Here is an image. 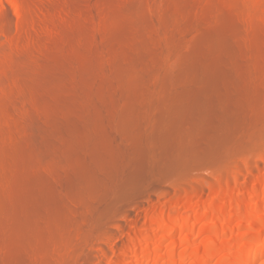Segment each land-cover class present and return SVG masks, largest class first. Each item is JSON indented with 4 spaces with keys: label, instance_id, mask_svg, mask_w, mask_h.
Instances as JSON below:
<instances>
[{
    "label": "bare ground",
    "instance_id": "6f19581e",
    "mask_svg": "<svg viewBox=\"0 0 264 264\" xmlns=\"http://www.w3.org/2000/svg\"><path fill=\"white\" fill-rule=\"evenodd\" d=\"M202 1L164 0L152 6L161 16L147 19L139 9L150 0L42 3L79 17L59 18L60 35L45 38H58L51 53L27 49V57H39L20 58V92L2 96L9 104L1 97L0 264H118L122 257L136 264L140 253L161 264V243L188 228L189 243L211 230L201 264L216 255L220 232L233 227L251 237L238 264L263 255L264 210L254 231L246 216L233 222L230 212L260 182L252 156L264 157V8L255 0ZM166 13L174 24L163 23ZM184 13L191 16L179 20ZM156 23L164 40L150 45L147 24ZM178 52L164 71L157 53ZM236 192L242 197L234 203ZM226 205L225 222L212 218L196 228ZM117 249L123 256L115 259Z\"/></svg>",
    "mask_w": 264,
    "mask_h": 264
},
{
    "label": "rangeland",
    "instance_id": "374dc122",
    "mask_svg": "<svg viewBox=\"0 0 264 264\" xmlns=\"http://www.w3.org/2000/svg\"><path fill=\"white\" fill-rule=\"evenodd\" d=\"M46 1H48V2H46ZM52 1H53V3L58 2V0H57V2L56 1L54 2V0H52ZM52 1L51 0L50 1L49 0H0V27H1V29H2V27H4L2 29L3 33L1 32V29H0V104H4L3 101H5V103H6L7 100H9L11 97H13L11 95H15L18 92H20V86H19V83H17L18 78L20 76L19 75V66H20L19 63L22 62V60H20V58L25 57L29 61L31 60V62H33L32 61L33 57H35V56L37 57V55L40 54V53L37 54V52L35 53L36 49H39L40 46H41L40 50L42 51V53H41L42 55H47L46 51H48L50 53L52 52L53 49L51 50V46L58 40V38H57V40H55L54 43L49 41L50 39L46 40L45 38L47 35L48 36L51 35L50 36L51 38H53V37L56 38V36H57L56 33L58 31H60V30H58V28L59 29L61 28V26H60L61 23H59V26H60L59 27L58 22L59 21L65 22L64 19L67 17V14H68V13L66 14L67 10L65 11V9H63L62 7L59 8L60 10H58V11H60V12H58L59 14L57 12H54L55 10H53V9H49V8L47 9L45 6H44L45 9L43 8L42 3L44 4L46 2L45 4L47 6ZM134 1L136 3L141 2V0H134ZM203 1L201 2V4L203 3ZM207 1H210V0H207ZM207 1H205L206 2L205 4L208 5L209 2H207ZM255 1L256 2L260 1L259 3L262 4V6L264 8V1L263 0H255ZM211 2H212V0L210 1L209 5L211 4ZM163 3H164V0H150V4H147V5L145 3H142L140 6V9H139V13L145 19L152 17L153 15H156V12H157V11L155 12V10L153 9L152 6L163 5ZM203 5H201V7ZM47 7H49V6H47ZM206 8H207V10L209 9V7L205 6V9ZM62 9H63V11H62ZM201 9L204 10L203 7ZM44 10H46V11L49 10V11L45 12ZM50 11H51V13H49ZM63 12L65 13L66 16L64 14H62ZM68 12L70 13L69 10H68ZM72 12H74V13H72ZM76 12H78V11H76ZM45 13H47L48 15H45ZM71 13H70V15L68 14V17H70L68 19H70V21L72 18L75 20L76 18L79 17V12L75 13L74 10L73 11L71 10ZM53 14H55V15H53ZM56 14L57 15L61 14L62 16L60 15L57 19ZM74 14H75L76 18H74ZM157 14L159 16H161L158 12H157ZM172 14L173 13H169V14L166 13L162 16V20H163L164 24H166L167 22L170 23V24L168 23L169 25L174 24L173 22H171ZM50 15H51V17L49 18ZM71 15H72V17H71ZM46 16H48V17H46ZM190 16H191V13H184V14L179 15L178 19L180 20L184 17H190ZM31 17L33 19L32 23H30ZM60 17L63 21L59 19ZM28 18H30V20H28ZM45 18L46 19L48 18L47 20H49L48 25H47V23L46 24L44 23ZM54 19H56L58 21L56 22V20H54ZM68 19H66V21ZM70 21L68 20L67 25H68V23L72 22V21L71 22ZM52 22L57 23L56 25L54 24L57 27H52L51 25L49 26V24L50 23L52 24ZM26 23L27 24L29 23V24L27 25ZM32 24H33V26H32ZM69 26L70 25L66 26L67 29H69ZM66 27H64V28L66 29ZM118 27L120 30L122 29V31H123L124 26L119 25ZM54 28L55 29L57 28V29L55 30ZM160 28H161V24H157V23L155 25L147 24V33L149 34L150 37H147L146 41L150 45H151V43H154L155 41H163L164 40V36L159 32ZM4 29L7 32H10L12 35L11 34H10L11 36L7 35L6 34L7 32L4 34V31H3ZM30 30H31V32H30ZM27 31H29V33L31 35L28 34ZM53 31H57V32H53ZM58 34H59V32H58ZM37 36H38V39L40 38V40H37ZM41 36L43 38H41ZM50 37H48V38H50ZM196 38H197V33L191 34L190 36H188L186 44L187 43L190 44V43L194 42V40ZM43 39L45 41H47V42L49 41V42L45 45L46 42H44V44H43V42H42ZM39 41L41 44L39 46H36L39 43ZM42 44L44 45L45 48L43 47V49H45V50L42 49ZM35 47H39V48H35ZM32 48L33 49L35 48V50L30 51L29 49L32 50ZM27 49H28V52L35 53L37 55L30 53L31 56L32 55H35V56H32V58H31V56L27 57V56H29L28 55L29 53L25 54V53H27ZM184 49H185V47L182 49V51ZM41 54H40V56H41ZM157 54L159 56H162V58L161 57L160 58L162 59L161 60L162 63L164 62L163 63L164 71L170 70L169 66H171V68H172L174 66V64L176 63L175 61L183 55L182 52H178V53H175L174 55H172L171 57L167 58L164 55H160L159 53H157ZM22 59H24V58H22ZM166 67H168V69H166ZM162 73H163V71H162ZM2 96L5 97L7 100L6 99L4 100V98ZM1 97L3 98V101H1V99H2ZM7 102H8L7 104H9L10 102H12V100L10 102L9 101H7ZM29 110H31L30 106H26L25 109H23V110H22V108L18 109V107H17L16 114L21 113V111L23 113L24 111H29ZM16 114L14 115V113H12L13 116L11 115L10 118L14 117L16 119L17 118ZM32 132L34 133V130H32ZM250 156H252V155H250ZM252 157H253V159L257 160L258 165H256V167L254 166L253 171H255V173H254L255 176L258 175L260 182H258L256 185H250L249 186V188H248L249 191L247 192V198L245 200L246 205L241 206V208H239V209H233L232 211H231V208L229 207V205H226L222 208L223 209L222 213L224 216L223 215L214 216V215L209 214V215H207L206 218H202L201 220H199V222H197L196 228L203 225L206 221H210L212 218H215V220H217L220 223L225 222L226 218L229 216L228 214L230 211H231L230 213L232 214L231 218H232L233 222H237V219H239V217H245V216L247 217V219L249 220L248 225H247V229L249 231H254L255 229L261 228V226L259 227V226H256L254 224V219H255V216L257 215V213H260L262 210H264V194L262 192L263 182H261V179H263L262 177H264V157L262 156L263 160L262 159L259 160V158H255V156H252ZM250 159H252V158L250 157ZM256 160H253V163H255ZM239 189L241 190L242 187ZM233 197H234L233 199H234V203H235L237 201V199L238 200L241 199L242 195L236 192ZM143 219H144V217H142V216L139 217L138 223L140 225L144 224ZM228 229L229 228L226 229L227 230L226 232L221 231L220 235H218L216 237L217 239H215L216 240L215 247H216L217 252H216V255L210 259L209 264H238V262L235 260L236 255L238 253V250L241 249L242 247L248 245V243L250 242L251 237H248V238L240 237V235H239L240 230L237 227H233L231 229V231H230V229L229 230ZM191 231H192L191 228L184 229L182 231H180V230L176 231V234H175L176 238L174 240H172V241L167 240L168 242L164 241L163 243H161V245H163V248L161 249V253L159 256L161 264H172L173 262L175 264H201L202 260L205 257L204 256L205 251H204V248L202 249V247L207 246L209 240L212 239L213 236H212L211 230L208 229V230H205L204 232H202L200 235H198L196 238H194L189 243V242L185 241L184 235L186 237L187 233H190ZM112 235L117 236L118 234L113 233ZM251 235H252V233H251ZM113 236H111V239L113 238ZM182 239H183V242L181 241ZM158 240H159V242L161 240L160 238H158V236L154 237L152 240L151 246L153 247V245L158 243ZM204 243H205V245H204ZM118 246H120V243ZM176 246L180 247L181 251H179L178 253L173 255V253L171 251ZM195 247H199V249H200L198 254L196 253L194 255H190V252ZM186 248H188V249H186ZM121 251L119 253V250L118 249L116 250L115 259H117V255H119V256L122 255ZM142 255H143V253H142ZM122 256H120V257H122ZM140 256H141V253L139 254V258H138V256L136 257L138 259H136V258L134 259L137 262L136 264L141 263L142 260L144 261L143 263H145L146 261H147V263H148V261H151L148 264H150V263L153 264V260H152L153 257H152V259L150 258L151 260L150 259L145 260V259H148L149 257L147 256L148 258L144 259L145 255H144V257H142V256L140 257ZM130 259H131L130 257L129 258L128 257H124V258L122 257V259L119 260L118 264H128L127 261H129ZM139 260H140V262H139ZM106 261L108 262L107 259H104L102 262H99V264H105ZM254 264H264V253H263V255H261L259 257V259Z\"/></svg>",
    "mask_w": 264,
    "mask_h": 264
}]
</instances>
